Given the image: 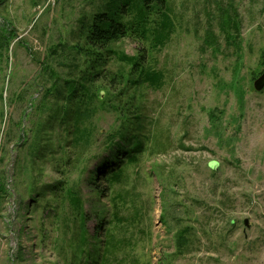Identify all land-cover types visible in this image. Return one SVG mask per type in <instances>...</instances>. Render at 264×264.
<instances>
[{"label": "rangeland", "instance_id": "obj_1", "mask_svg": "<svg viewBox=\"0 0 264 264\" xmlns=\"http://www.w3.org/2000/svg\"><path fill=\"white\" fill-rule=\"evenodd\" d=\"M107 2L0 0L16 36L0 49V264H264V0H168L164 48L110 44L164 85L111 83L130 70L105 53L104 103L78 144L56 89L86 71L81 26ZM130 110L138 121L120 119ZM122 121L144 152L111 189L91 173Z\"/></svg>", "mask_w": 264, "mask_h": 264}, {"label": "trees", "instance_id": "obj_2", "mask_svg": "<svg viewBox=\"0 0 264 264\" xmlns=\"http://www.w3.org/2000/svg\"><path fill=\"white\" fill-rule=\"evenodd\" d=\"M174 28L168 0H108L97 13L92 15L86 25L82 24L83 46L80 50L86 58V71L77 80L66 81L63 91L59 87L56 89L57 95L63 102V111L60 109L63 113L61 123L68 125L72 120L71 131L74 141L78 144L89 141L92 132L86 127V123L96 114V103H104L102 102L105 99L104 94L100 96L95 94L94 83L101 80V75L106 72V69L99 71L106 65L105 53L117 58L129 68V74L134 76L131 79L130 75L126 77L124 74H118L111 83L117 84L123 81L129 86L148 85L154 89H161L164 85L163 72L145 66V57H130L123 53H116L108 49L110 44L134 36L143 41L151 38L153 49L164 48ZM224 31L227 35L231 34V37L234 34L238 35L240 29L237 20L227 16ZM0 32V49L4 50L8 46V41L15 39L16 36L14 30L11 32L0 30ZM262 68L263 70L254 77V80L263 73L264 61ZM53 80L55 81L56 78L53 77ZM139 117L138 111L132 110H130V116L125 113L120 114V119L124 118L127 122H131L134 118L138 121ZM124 122L125 134H112L111 138L109 137L98 166L91 173L92 180L104 178L111 189L122 183L124 167L137 164L139 156L144 152L143 142L133 134L135 129L129 132L130 125ZM213 170L216 169L213 168ZM3 192L5 187L0 183V193ZM73 202L75 201L72 200ZM179 237L185 243L186 235Z\"/></svg>", "mask_w": 264, "mask_h": 264}, {"label": "water", "instance_id": "obj_3", "mask_svg": "<svg viewBox=\"0 0 264 264\" xmlns=\"http://www.w3.org/2000/svg\"><path fill=\"white\" fill-rule=\"evenodd\" d=\"M253 87L257 92H261L264 90V71L263 73L254 81ZM212 168L217 169V164L213 163L211 165ZM245 226H249V221H244Z\"/></svg>", "mask_w": 264, "mask_h": 264}]
</instances>
